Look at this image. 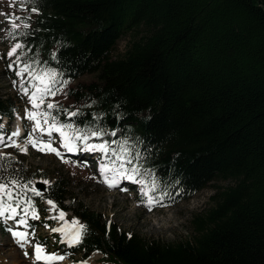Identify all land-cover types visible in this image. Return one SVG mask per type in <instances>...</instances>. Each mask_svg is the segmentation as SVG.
<instances>
[{
  "label": "trees",
  "instance_id": "1",
  "mask_svg": "<svg viewBox=\"0 0 264 264\" xmlns=\"http://www.w3.org/2000/svg\"><path fill=\"white\" fill-rule=\"evenodd\" d=\"M31 5L40 11L24 15L31 17V27L21 28L25 35L15 39L30 44L37 59L68 80L64 89L75 107L66 109L79 115L61 112L60 122L100 128L106 138L119 132L111 139L117 155L126 139L141 153L143 166L169 187V206L191 200L215 180L234 181L193 220L195 237L164 243L138 234L129 240L112 222L106 234L109 221L74 197L66 178L56 176L41 196L28 191L24 199L39 217H47L44 203L51 199L68 221L87 227L82 245L60 249L83 260L98 254L101 264H264V0H37ZM141 32L123 57H112L124 36ZM88 75L95 80L71 87ZM18 110L14 98L0 95V123L13 121ZM4 130L10 133L9 127ZM19 157L0 162V177L36 187L35 179L45 173L32 171ZM23 207L17 220L24 218ZM30 217L33 231L39 222ZM6 229L0 221V230Z\"/></svg>",
  "mask_w": 264,
  "mask_h": 264
},
{
  "label": "rangeland",
  "instance_id": "2",
  "mask_svg": "<svg viewBox=\"0 0 264 264\" xmlns=\"http://www.w3.org/2000/svg\"><path fill=\"white\" fill-rule=\"evenodd\" d=\"M19 3L20 0H0V95L3 97L10 96L18 103L19 110L9 126L10 132L16 129L20 131V127L17 124L21 120L28 134L33 125L31 121L24 117L25 110L30 108L31 105L28 97L24 96L19 90V86L23 81L7 67L10 63L7 53L17 40L9 36L8 33L11 29L4 14L24 17L26 12L21 11ZM26 6L32 7L31 3ZM142 35L143 32L141 34L130 33L124 36L118 42L112 57L114 59L123 57L132 41ZM11 59L14 60L15 57ZM94 80L95 76L88 75L74 82L71 87ZM14 82H16L15 85ZM55 102H58L64 109L75 107L73 100L68 97L66 89L55 97ZM36 135L39 136V133H36ZM53 136L59 142V135L54 133ZM110 136L112 135L110 134ZM17 143H19L21 148L26 146L25 139ZM53 146L57 145L54 144ZM60 150L64 158L69 161L68 163L63 162L55 154L39 152L31 146H28L27 152L24 153L16 148L2 147L0 145V153L10 154L14 160H20L19 155H21L32 171L45 173V177L35 179V182L48 180L52 183L56 176L66 178L70 182V190L73 196L77 197L87 207L101 213L106 220L117 224L123 231L138 234L149 241L178 243L192 239L196 236V226L193 220L197 216L206 214L214 206L212 197L218 191L234 185L233 180H215L189 201H183L167 207L158 206L149 211L137 199L141 193V185L137 186L126 179L118 180L116 187H109L108 183L105 182L104 174L99 171L100 165L102 163L112 165L114 161L115 166L119 167L121 162L116 160L115 156L112 154L108 156L99 154L100 156H98L92 152L85 157V153H89L86 151L77 156H72L62 147ZM87 157L88 160L84 159ZM107 175L111 180L112 173L109 172ZM125 188L128 191H121V189ZM66 204H69V202L67 201ZM44 207L47 209V217L42 215L39 219H36L39 222L38 228L33 231L30 230V227L25 228L16 221L0 218L1 223L6 228L11 227L13 230L26 231L33 234L29 236L30 243L21 247L11 233L8 231L3 233L0 230V264H45V262L36 261L34 258V246L37 243L45 248L46 253L68 254L63 261H53L52 264H80L81 261H86V264H101L100 259L102 257L98 254H93L87 260H83L81 255L70 254L67 249L61 250L59 242L53 247L52 245L57 242L56 238L59 237L62 240L63 234L53 232L52 229L64 227L65 222H67L69 227H72V224L68 221L67 214H65L64 221L52 219V217L58 216L59 212L57 209L53 210L52 205L47 202L44 203ZM29 219L34 220L31 217ZM42 222H51L52 224L46 223L49 225L46 226ZM43 238H47L50 243L41 241ZM60 244L64 243L60 241ZM25 252L29 253V255L25 256Z\"/></svg>",
  "mask_w": 264,
  "mask_h": 264
},
{
  "label": "snow or ice",
  "instance_id": "3",
  "mask_svg": "<svg viewBox=\"0 0 264 264\" xmlns=\"http://www.w3.org/2000/svg\"><path fill=\"white\" fill-rule=\"evenodd\" d=\"M28 3L35 5L37 0H20L19 7L21 11H30L31 13L38 14L40 11L39 7H26ZM4 15L11 29L8 34L13 39L17 36L25 35L20 32L21 28L29 29L31 27L30 16ZM30 53L32 55H29ZM7 56L10 59L7 67L15 72L16 76L23 81L19 86V90L24 96L28 97L29 104L31 105L30 108L25 110L24 118L31 121L33 126L24 138L26 146L21 148L15 139L20 136V131L14 130L6 134L3 123H0V145L16 148L24 153L27 152L28 146H31L39 152L55 154L65 163L69 161L64 158L60 150L61 147L68 153H75L78 151V147L82 146L80 147L82 151L100 152L105 156L111 151L116 160L121 161L120 166L116 167L113 161L112 165L102 163L99 168V171L104 174V180L108 183L109 187H116L118 180L126 179L142 186L140 203L147 207L149 211L157 206H169L165 203L166 198L170 196L169 187L163 185V182L157 179V174L152 168H145L143 166L141 153L139 151L133 152L132 148L128 146L126 139L121 143L118 150L120 154L117 155V149L110 147V143L116 144L117 142L115 140L111 142L103 140L102 138L106 133L102 129H82L75 127L73 123L58 121L57 117L61 112L65 113L69 118L79 115L77 110L69 111L62 108L58 102H55V97L61 94L68 84V80L63 77L62 73L54 68L46 67L47 61L42 62L40 59H37L33 53L32 46L24 40H17L9 49ZM53 56L55 57V53H53ZM12 57H15V59L12 60ZM36 133H39V136ZM54 133L59 135V142L54 138ZM111 135L116 136V132L112 131ZM93 138L99 139L102 142L89 143V140ZM54 144L57 146H53ZM10 159V154L0 153V162ZM125 165H130V167H126ZM3 167L4 164L0 163V169ZM13 172H15V169H13ZM109 172L112 173L111 180L107 175ZM41 183L48 185L50 182L43 180ZM175 184H179V180L175 181ZM28 191L35 196L42 195V192L31 181L22 183L14 176L0 177V218L16 221L25 228L30 227L27 221L28 216H31L32 219H39V214L30 200L24 199ZM121 191H128V189H121ZM47 203L52 205L53 210L56 209L57 206L53 200L50 199ZM22 204L24 205V218L17 220V217L20 216L18 209L21 208ZM52 219L64 221L65 212L60 210L58 216L52 217ZM110 228L111 224L109 222L106 226V234L107 229ZM7 231L19 242L21 247L29 244V236L33 235L26 231L13 230L11 227H8ZM52 231L62 233L63 239L61 243H65L69 247L82 245L88 234L87 227L77 219H73L72 227H69L67 222H65L64 227L53 228ZM127 238L129 240L132 239V234L128 233ZM24 255L28 256L29 253L25 252ZM67 255V253L63 255L46 253L45 248L39 243L34 246L35 260L43 261L45 264H52L53 261H63ZM80 264H86V261H81Z\"/></svg>",
  "mask_w": 264,
  "mask_h": 264
},
{
  "label": "water",
  "instance_id": "4",
  "mask_svg": "<svg viewBox=\"0 0 264 264\" xmlns=\"http://www.w3.org/2000/svg\"><path fill=\"white\" fill-rule=\"evenodd\" d=\"M36 187H37L38 190H40L41 192H43L45 190V187L46 186L43 183H41V182H37L36 183Z\"/></svg>",
  "mask_w": 264,
  "mask_h": 264
},
{
  "label": "bare ground",
  "instance_id": "5",
  "mask_svg": "<svg viewBox=\"0 0 264 264\" xmlns=\"http://www.w3.org/2000/svg\"><path fill=\"white\" fill-rule=\"evenodd\" d=\"M17 126L20 127V120L18 121ZM17 126H15V127H17ZM16 130H18V129H16ZM21 132H22V128L20 127V133H21ZM17 138H19V137H17ZM84 152H85V151H84ZM84 152L81 151L80 154H81V153H84ZM86 152H87V151H86ZM85 154H86V155H84V156L86 157V156H88L89 153H85ZM84 159L88 160V157H87V158H84ZM92 260H93V259H92ZM32 262H33V261H32Z\"/></svg>",
  "mask_w": 264,
  "mask_h": 264
}]
</instances>
